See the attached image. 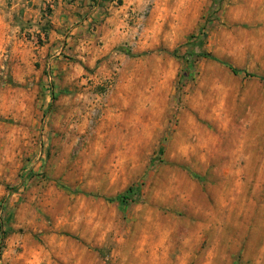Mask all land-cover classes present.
Wrapping results in <instances>:
<instances>
[{"label":"rangeland","instance_id":"374dc122","mask_svg":"<svg viewBox=\"0 0 264 264\" xmlns=\"http://www.w3.org/2000/svg\"><path fill=\"white\" fill-rule=\"evenodd\" d=\"M24 5L0 0V264H264V0H116L107 54Z\"/></svg>","mask_w":264,"mask_h":264},{"label":"crops","instance_id":"0c3cea01","mask_svg":"<svg viewBox=\"0 0 264 264\" xmlns=\"http://www.w3.org/2000/svg\"><path fill=\"white\" fill-rule=\"evenodd\" d=\"M26 7H34L31 11L33 19H41L40 11L43 2L51 1L54 4L50 16L52 28L59 31L68 29L70 38L67 39L68 46L75 48V52L89 49L88 45L93 42H103L102 52L107 54L115 46V42L125 40L127 37V26L125 24L124 8L114 7V2L106 5L100 1V8L93 7L92 0H23ZM119 1V0H117ZM126 2V0H120ZM32 2V3H31ZM24 5V6H25ZM86 16L95 21L96 26L91 29L86 21ZM67 35V33H66ZM121 37V38H120ZM60 39V37H58ZM56 41V39H54ZM76 46L73 47V45Z\"/></svg>","mask_w":264,"mask_h":264},{"label":"trees","instance_id":"16d2710c","mask_svg":"<svg viewBox=\"0 0 264 264\" xmlns=\"http://www.w3.org/2000/svg\"><path fill=\"white\" fill-rule=\"evenodd\" d=\"M100 1H102V0H100ZM99 0H92V4H93V7H97V8H100L101 6H100V2ZM103 2H105L106 3V5H108V4H111L112 2H113V0H103ZM119 1H117V3H118ZM44 16V18H46L45 16H46V14H44L43 15ZM47 16H49V15H47ZM40 35H42V36H44V38H45V36H47V33H46V29H44L43 31H42V34L40 33L39 35H38V37L40 36ZM41 42V41H40ZM232 70V72H236L234 69H231ZM245 76H247V77H253V75H250V74H246ZM124 199V198H123ZM118 200H120L121 201V198H119ZM3 239V238H2ZM1 241V240H0ZM3 241V240H2Z\"/></svg>","mask_w":264,"mask_h":264},{"label":"built area","instance_id":"2783aa9c","mask_svg":"<svg viewBox=\"0 0 264 264\" xmlns=\"http://www.w3.org/2000/svg\"><path fill=\"white\" fill-rule=\"evenodd\" d=\"M9 1H13V0H9ZM114 1H115V0H113V2H114ZM115 3H116V2H115ZM48 9H49V8H48ZM45 17L47 18V14H46ZM48 17H49V16H48ZM85 21H86L87 25H88L91 29H94V28H95L96 23H95V21L91 18V16H90V17H89V16H88V17L86 16ZM43 37H44V36H42V35L39 36L40 41L43 40Z\"/></svg>","mask_w":264,"mask_h":264}]
</instances>
